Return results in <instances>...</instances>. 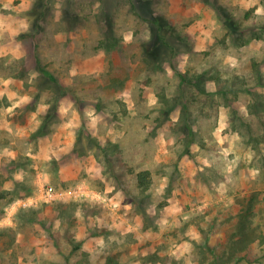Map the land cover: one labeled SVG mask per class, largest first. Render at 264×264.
Listing matches in <instances>:
<instances>
[{
	"label": "clouds",
	"instance_id": "obj_1",
	"mask_svg": "<svg viewBox=\"0 0 264 264\" xmlns=\"http://www.w3.org/2000/svg\"><path fill=\"white\" fill-rule=\"evenodd\" d=\"M0 264H264V0H0Z\"/></svg>",
	"mask_w": 264,
	"mask_h": 264
},
{
	"label": "rangeland",
	"instance_id": "obj_2",
	"mask_svg": "<svg viewBox=\"0 0 264 264\" xmlns=\"http://www.w3.org/2000/svg\"><path fill=\"white\" fill-rule=\"evenodd\" d=\"M145 7H146V5H144ZM119 81H113V83L115 84V83H118Z\"/></svg>",
	"mask_w": 264,
	"mask_h": 264
}]
</instances>
